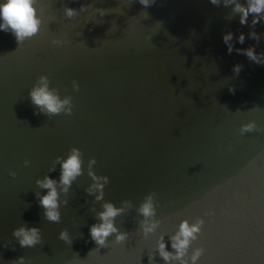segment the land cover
Wrapping results in <instances>:
<instances>
[{
	"label": "water",
	"instance_id": "95a60500",
	"mask_svg": "<svg viewBox=\"0 0 264 264\" xmlns=\"http://www.w3.org/2000/svg\"><path fill=\"white\" fill-rule=\"evenodd\" d=\"M82 5L75 18L64 14ZM35 7L37 36L18 45L0 31V264L20 257L25 264H193L197 250L195 264H264V65L235 50L254 45L264 53V24L255 28L259 43L248 39L252 16L241 26L235 4L224 0H155L147 8L139 0H37ZM229 31L231 54L223 43ZM40 76L61 100L72 97L71 116L49 117L31 103ZM248 123L255 130L242 134ZM73 147L83 153L81 175L65 193L55 160ZM45 176L57 181L60 223L47 221L39 204L37 193L48 190L36 181ZM148 197L153 215L145 217L139 209ZM109 203L121 209L118 231L100 247L90 226ZM185 222L200 230L176 258L173 238ZM20 227L38 228L42 243L21 248L13 235ZM65 229L72 244L59 239Z\"/></svg>",
	"mask_w": 264,
	"mask_h": 264
},
{
	"label": "clouds",
	"instance_id": "9594fccd",
	"mask_svg": "<svg viewBox=\"0 0 264 264\" xmlns=\"http://www.w3.org/2000/svg\"><path fill=\"white\" fill-rule=\"evenodd\" d=\"M213 5L219 6L220 0H209ZM37 0H6L5 3L0 4V31L5 33H11L17 44L21 45L25 40H30L37 36L40 32V26L42 21L38 18L37 8L35 7ZM139 3L145 8L151 7L155 0H139ZM230 4H235L233 11L240 14L239 24L241 26H249V16H252L250 28L247 38L255 40L259 43L262 33H257L255 31L257 24H264V0H248V6L244 7L239 3H235V0H224V6L227 7ZM88 7H92L91 4ZM80 11H85V6L82 5L79 10L66 7L64 9V14L69 19L75 18ZM100 16L106 15L104 10H98ZM233 33L229 31L223 36V43L227 46L228 54H231L234 50V46L229 42L233 39ZM151 39V37H149ZM245 34L240 33L237 38L238 43H244ZM63 41L58 39L52 40V45L61 46ZM237 54L245 55L250 61L257 65H264V53L257 54L255 46H250L247 49H235ZM240 65L234 67V71L238 74L241 70ZM38 83L40 86H34L29 92V97L31 103L40 109V112L48 115L49 117L64 114L71 116L73 114V104L72 97L66 96L64 99H60V95L57 89H51L49 87L50 80L47 76H40L38 78ZM73 90L79 91V84L76 81L72 82ZM229 91L234 94V89L229 88ZM39 114V113H36ZM256 125L254 123H248L241 127V133L251 132L255 130ZM83 153L78 149L73 147L70 149V155L66 160L62 161V158L57 157L55 163L61 164V175L59 183L63 185V191L66 193L68 191V186L71 185L72 181L81 175V166ZM30 161L25 160L24 165L27 167ZM96 164V160H89V167ZM52 170H55L54 168ZM9 175L13 178L16 176L15 172H9ZM89 175L93 176V179L100 180L103 179L107 182L106 177H96L91 172ZM36 184L42 188L47 189L46 195L40 196L37 193L40 206L45 209V218L47 221L60 223L61 214L58 209V199L59 194L57 192V181L45 176L43 181L37 180ZM93 187L100 188L99 183L95 184ZM101 199V197H97ZM148 201L144 203L139 211L145 217L153 215V206L151 204V197H148ZM67 204V201L64 202ZM104 211L100 212L99 219L102 221L99 224H93L90 226V237L91 240L95 242L97 246H105L107 238L116 233L118 230L113 226V219L120 214L121 209H116L112 204H104ZM202 223V221H201ZM199 225H189L185 222L180 226L178 234L173 238L174 243L172 247L177 252V257H182L189 246L190 240L195 239L194 233L199 232ZM146 232L152 231V228H145ZM15 237L20 238L18 243L21 248H32L38 244L42 243L41 232L36 227L25 228L20 227L18 230L13 232ZM127 234H119L116 237L117 242H122L126 239ZM59 239L67 244H72V240L68 237L67 230H63L59 234ZM7 247V245H4ZM165 245H160V254L165 261L171 259V255L164 251ZM202 250H197L193 255V264L195 260L201 255ZM16 264H25L24 257H20Z\"/></svg>",
	"mask_w": 264,
	"mask_h": 264
}]
</instances>
